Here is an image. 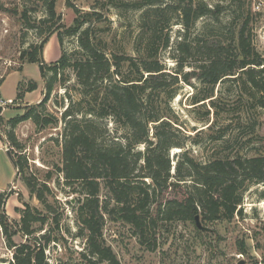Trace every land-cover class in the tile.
<instances>
[{
    "label": "trees",
    "instance_id": "1",
    "mask_svg": "<svg viewBox=\"0 0 264 264\" xmlns=\"http://www.w3.org/2000/svg\"><path fill=\"white\" fill-rule=\"evenodd\" d=\"M41 1L45 14L34 18L31 8L24 5L21 21L40 35L56 32L62 56L54 64H46L44 40L23 47L20 61L39 63L44 76L47 70L52 71L46 77L44 101L58 81L66 83L69 79L64 75L67 68L72 67L76 76L78 96L66 90L69 103L62 112L63 166L56 169L63 174L69 192L77 194L74 205L79 236H87L81 259L75 264H122L104 236L109 219L130 224L141 243L155 249V233L163 223H196L197 215L205 223L230 221L240 214L249 185L264 181V134L260 131L264 54L254 43L256 12L251 0L132 2L143 8V33L135 55L107 50L99 35L105 28L97 26L104 18L98 10L84 11L68 2L75 19L67 25L57 10L59 0ZM232 7L235 14L224 27L220 15ZM202 18L206 21L198 28ZM175 26L179 28L172 36ZM65 36L76 37L78 48L65 50ZM161 50L169 52L175 66L168 67ZM195 55H200L201 61L193 65ZM184 83L196 88L189 96L188 109L194 115L198 109H205L203 116H194L205 122L204 128L186 129L172 104ZM219 84L222 88L216 94ZM44 101L12 118V126L27 119L41 128L58 124L59 118L47 111ZM224 111H233L236 117L224 123ZM11 138L19 146L13 135ZM212 141L240 146L235 152L204 159L186 148L191 142L205 149ZM173 148H182L175 164ZM16 162L23 171L22 159ZM53 175L49 171L46 179ZM26 184L47 209L52 208L48 200L52 189L47 182L30 177ZM2 205L0 194V209ZM37 209L27 206L21 219L20 230L27 236L35 233L32 225L41 220L34 212ZM0 218L9 247H15L11 264H48L45 247L35 250L28 243L17 242L19 230L4 212Z\"/></svg>",
    "mask_w": 264,
    "mask_h": 264
},
{
    "label": "rangeland",
    "instance_id": "2",
    "mask_svg": "<svg viewBox=\"0 0 264 264\" xmlns=\"http://www.w3.org/2000/svg\"><path fill=\"white\" fill-rule=\"evenodd\" d=\"M141 1L146 0H59L57 10L67 25L73 24L75 19V12L68 2L84 11L98 10L104 18L97 22V26L105 28V31H99V35L105 40L107 50L135 55L136 43L143 33V8L135 7L132 2ZM258 2L262 4L260 9L255 8ZM24 5L31 8L30 13L34 18L45 14L41 0H0V194H3L0 216L4 212L8 222L19 230L15 236L17 242L28 243L35 250L45 247V260L48 264H75L81 259L87 236H79L74 205L77 194L69 192V187L64 184L63 174L56 169L57 166H63L62 112L69 103L66 90H71L73 96L77 97V80L72 67L67 68L64 75L69 76V79L66 83L58 81L50 98L44 101L47 94L46 79L52 75V71L47 70L44 76L39 63H22L20 52L30 43L47 40L43 59L46 64H54L61 58L63 50L56 32L40 35L23 25L20 14ZM251 6L256 12L252 23L254 43L257 50L264 54V39H260V33L264 37V0H251ZM37 7L39 11H33ZM233 8L221 13L222 26L229 24L230 17L235 14ZM205 21L206 18L200 19L197 27L200 28ZM178 28L174 27L172 36L176 35ZM197 31L196 29L195 33ZM63 44L68 52L78 48L74 36H65ZM160 53L168 67L175 66L176 62L170 58L167 50H161ZM200 61V55H195L191 60L193 65ZM32 86L36 88L32 89ZM221 88L222 85L219 84L216 94ZM181 90L172 102L179 112L180 121L184 122L186 129H193V126L204 128L205 122L197 121L194 116H203L205 109H198L195 115L188 109L191 106L189 96L196 88L184 83ZM42 101L46 104L47 111L59 118L58 124L41 128L32 119H27L12 126V118L23 114L30 105H37ZM235 117L233 111H224L221 121L228 123ZM260 118L263 122L260 131L264 134V108H260ZM187 131L195 133L194 130ZM11 135L19 146L13 143ZM239 146L234 142L221 144L212 141L206 143L205 149L191 142H188L186 148L196 158L204 159L208 155L235 152ZM181 150L182 148L171 150L173 164L178 160ZM18 159H22L25 164L23 171H19L16 162ZM49 171H53L54 175L47 180ZM30 177H36L41 183L47 182L51 187L52 194L48 195L51 209H47L37 194L31 192L26 184V179ZM38 186L42 187L41 184ZM27 206L38 208L34 212L41 217V220L33 223L35 233L30 236L20 230ZM241 210L230 221L203 222L210 228L209 231L199 229L192 221L163 223L155 233V249L141 243L130 224L124 221L107 220L104 236L122 264H264V181L249 185ZM44 235L49 238L43 237ZM14 248L8 245L0 218V264H11Z\"/></svg>",
    "mask_w": 264,
    "mask_h": 264
},
{
    "label": "water",
    "instance_id": "3",
    "mask_svg": "<svg viewBox=\"0 0 264 264\" xmlns=\"http://www.w3.org/2000/svg\"><path fill=\"white\" fill-rule=\"evenodd\" d=\"M196 225H197V227H198L199 229H201V230H205V231H209V230H210L209 227H207V226H205V225L203 224L200 215H197V216H196Z\"/></svg>",
    "mask_w": 264,
    "mask_h": 264
},
{
    "label": "built area",
    "instance_id": "4",
    "mask_svg": "<svg viewBox=\"0 0 264 264\" xmlns=\"http://www.w3.org/2000/svg\"><path fill=\"white\" fill-rule=\"evenodd\" d=\"M261 6H262L261 2H258V3L255 4V8H256V9H260ZM261 37H262V38H261ZM260 39H261V40L264 39V37L261 35V33H260ZM9 102H12V100H9Z\"/></svg>",
    "mask_w": 264,
    "mask_h": 264
}]
</instances>
